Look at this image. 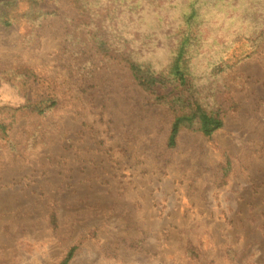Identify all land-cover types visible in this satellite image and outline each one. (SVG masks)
Listing matches in <instances>:
<instances>
[{
  "label": "rangeland",
  "instance_id": "374dc122",
  "mask_svg": "<svg viewBox=\"0 0 264 264\" xmlns=\"http://www.w3.org/2000/svg\"><path fill=\"white\" fill-rule=\"evenodd\" d=\"M219 1L193 62L224 122L208 136L184 128L173 146L170 110L97 51L71 0L0 25L2 114L59 99L48 115L18 113L0 140V264H55L74 245L69 264H264V13ZM173 11L159 9L148 55L166 59Z\"/></svg>",
  "mask_w": 264,
  "mask_h": 264
},
{
  "label": "trees",
  "instance_id": "16d2710c",
  "mask_svg": "<svg viewBox=\"0 0 264 264\" xmlns=\"http://www.w3.org/2000/svg\"><path fill=\"white\" fill-rule=\"evenodd\" d=\"M56 0H0V25L10 26L25 19L35 23L53 14L56 7L47 9ZM78 10L77 23L89 33L91 42L97 51L121 61L126 65L130 76L138 86L147 92L150 102L166 107L172 113L167 144L173 146L182 129H193L203 135H211L222 127L224 116L221 106L210 100L212 84L203 82L197 73L193 58L194 46L201 39V27H213L212 10L216 5L221 9L218 0H71ZM173 11V19L178 23L175 31L168 32L169 51L165 60L148 55L145 48L152 33L163 32L162 15L159 9L164 2ZM234 1L230 3L233 5ZM151 8L149 16L145 4ZM246 4V1H244ZM215 4V5H214ZM43 5H47L43 7ZM54 5V3H53ZM248 5L263 15L264 0H249ZM184 8H179V7ZM187 7V8H186ZM206 9L204 12L202 8ZM46 8V10L44 9ZM139 15V16H138ZM135 16H138L135 18ZM209 16L208 19H205ZM264 18L255 19L256 25ZM161 25V26H160ZM160 26V27H159ZM145 27V28H144ZM159 27L157 30L156 28ZM115 33H132L135 37ZM137 33H142L141 36ZM198 33V34H197ZM238 33L241 28L238 27ZM136 38L139 41H136ZM220 63H214L211 73L220 72L225 63L221 56ZM213 64V63H212ZM59 99L51 92L38 99L27 98L16 107H9L12 113L3 115L0 110V140L11 143L9 132L19 119L18 113L34 116H45L53 111ZM5 107V105H3ZM33 117V116H31ZM31 134V138L35 139ZM13 146V145H12ZM229 161L226 162V167ZM56 218L53 216L52 222ZM77 247L71 246L65 256L55 264H69Z\"/></svg>",
  "mask_w": 264,
  "mask_h": 264
}]
</instances>
